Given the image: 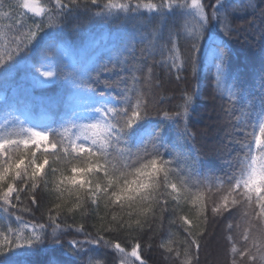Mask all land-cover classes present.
Instances as JSON below:
<instances>
[{
	"label": "trees",
	"instance_id": "16d2710c",
	"mask_svg": "<svg viewBox=\"0 0 264 264\" xmlns=\"http://www.w3.org/2000/svg\"><path fill=\"white\" fill-rule=\"evenodd\" d=\"M17 2L18 0H0V61H6L5 65H0V117L11 106L21 109L20 105L15 104V99L21 92L31 91L30 98L33 104L28 111L34 123L40 119V116L48 117L50 139L64 140L68 143V138L73 137L75 129L67 123H61L57 118V112L63 110L64 102L69 100L74 87L73 70L92 69L106 64L111 71L103 73L101 78L109 82H117L106 93L114 98L115 106L127 108L129 103L135 106L139 101L142 109L143 104L147 103L150 107L159 110V114L154 111L151 117L138 121L128 130L127 136H121L118 143L114 141L108 151L114 155H122L126 162L133 163L138 155L145 154V150L153 151L149 136L154 130H159V152L167 161V168L170 170L169 179L177 184V190L173 192L169 187L166 192L161 189L154 193L160 206L153 205L156 209L155 214L147 213V222L143 224L141 230L125 231L121 234L120 239L124 241L122 247L125 248L123 254L111 248L86 244L81 255L76 256L68 251V247L70 241L87 239L74 231L81 223L85 224L86 231L97 235L96 228L92 225L99 226L102 217L110 220L112 215L127 219V209L113 211L111 208H105L103 200L100 201L99 209L96 205H91V201L88 202L90 208L80 209L76 202L78 193L74 190L71 195L66 190L63 199H56L54 189L62 178L71 174V165L66 169L63 162H54L58 157L49 155L48 163L41 170L37 181L40 182L41 177L47 181L48 191L53 192V196L49 199L54 200L55 203L45 200L40 204L32 205L22 196L21 201L13 200L16 204L15 208L9 207L8 211H5L3 201H0V251H6L11 243H23L18 237L38 233L40 225L47 226L50 223L49 217H58L57 223H60L61 228L67 229V226L71 225V230H66V234L62 237L63 246L49 245L44 241L34 247L17 248L0 256V264H48L49 260H55L58 264L64 262L81 264V259L87 264L89 256L100 261L101 264H120L121 258H127L129 264H141L134 257H130L132 246L137 242L142 245L138 252L145 264H174L177 254H181L180 258L183 259L182 254L185 251H188L190 258H193V264H208V259L204 256L205 243L206 245L210 243V233L214 234L215 231L222 239L221 264H233V260L236 264H247L246 260L240 258L239 253L245 243L244 234L248 228L243 214L248 209L240 205H230L233 214L229 215L227 212L212 213L211 208L214 206L213 201L220 202V196L223 189L227 188L228 180L233 175L238 176L240 168L250 163L246 145L253 140L249 133L253 130L250 125L255 121L249 114H254L258 101L253 103L248 96V94H257L254 78L252 82L248 78L259 66V48L262 42L257 37L264 30V16L260 11L264 8V0H251L257 7H251L250 0H228L235 9L229 28H234L236 31L231 37H224L218 29L210 28L202 46L198 74L195 76L191 68L180 67L178 70L177 67H172L174 54L168 51V46L157 39L160 35L158 29L164 27L163 21L147 8H141L144 15L138 18L125 19L128 14L121 11V19L109 23L88 24L82 7L81 12H77L76 16L68 18L69 26L63 32L59 28L45 29L36 37L32 45L18 54L13 41L23 38L28 27H34L32 20L39 21L42 18L50 20L55 17L49 12L51 7L49 0H31L48 15L36 16L27 13V16L22 17L25 27L18 33L21 13L20 10L13 11ZM160 2L161 0H131L132 4L142 5ZM77 3L81 6H90V0H77ZM98 3L100 8L91 6L93 12L99 11L109 3L127 4L129 0H98ZM201 3H215V0H201ZM206 10L210 11V9ZM9 14L11 18H7ZM81 22L86 25L85 29L77 27ZM168 22L172 24L175 21L169 18ZM194 27L195 22L191 18H188L187 22H182L185 35ZM86 34H91L92 38L100 40L102 44L105 36L123 37V42L119 46L122 55L116 52L102 55H96L94 52L84 54L82 48L85 46ZM164 34L167 35L166 28ZM58 36L60 46L54 53H48L51 62L41 61L39 56L41 49ZM219 39L225 41L230 52L228 63L221 76L217 75L215 66L206 58L209 42ZM128 41L131 43L129 44ZM182 50L183 41H179V51L176 55L179 56ZM9 54L18 55L8 60ZM181 59L182 57L176 60L177 66L180 65ZM41 63L47 64L42 66ZM149 67L152 69L151 74ZM36 68L40 71L50 70L57 75L51 78V83L32 88L33 80L38 76ZM80 74L83 75L82 72ZM240 74L245 77L248 94L241 97L237 92L236 96H232L230 93L236 91L234 77ZM95 75L96 72L93 71L92 76ZM121 77L123 79H120ZM99 90L104 91L102 86ZM189 96H191L190 100ZM186 106L185 116L183 113ZM209 107L220 109L222 120L226 123L223 131L226 135L222 136L221 145L214 147L208 144L210 143L208 139L201 137L202 130L207 127L206 123L196 118ZM165 112L168 113V117H165ZM210 150L212 152H209ZM253 152L255 153V149ZM43 153L44 150H37L36 157L43 160ZM53 169H56L55 174ZM82 178L91 181L100 179L94 174ZM40 187L43 188V183ZM63 187L74 189V186L67 184ZM88 187L86 183L85 189ZM166 199L168 203H165ZM57 204L60 208L56 207ZM68 208L74 209L75 214L69 213ZM236 209H239V213ZM88 212H92V215L85 221L82 217ZM17 217L24 223H21ZM140 218L145 219V217ZM25 223L28 225L27 228L24 226ZM33 227L36 233L33 232ZM47 230L52 231L50 227ZM190 240L198 242L199 247L193 245L189 249ZM169 249L172 251L170 252Z\"/></svg>",
	"mask_w": 264,
	"mask_h": 264
},
{
	"label": "snow or ice",
	"instance_id": "6c2138e0",
	"mask_svg": "<svg viewBox=\"0 0 264 264\" xmlns=\"http://www.w3.org/2000/svg\"><path fill=\"white\" fill-rule=\"evenodd\" d=\"M49 3L51 5L49 12L54 15L55 19L32 20L34 27H28L23 38L13 41L16 44L18 54L32 45L36 37L45 29L59 28L63 32L69 26L67 24L68 18L76 16L77 12H81L82 7L84 15L87 16L88 24L109 23L121 19V11L128 14L125 19L138 18L144 15L141 8H147L163 21L164 27L158 29L160 35L157 39L168 46V51L174 54L172 67H177L178 70L180 67L191 68L195 76L198 74L202 46L209 35L210 28L218 29V32L222 33L224 37H231L236 31L234 28H229L235 9L228 0H215V3L208 4L201 3V0H190V2L189 0H182V2L181 0H161L160 3L143 5L140 3L132 4L129 0L127 4L109 3L96 12L92 11L91 6L100 8L98 0H90V6H81L77 0H67V2L65 0H49ZM250 6L257 7L251 0ZM206 9H210V11ZM15 10H20L21 13V20L17 27L18 33L25 27L22 17L27 16L28 12H32L36 16L48 15L44 13L43 9L37 8L34 3H29V0H22V2L18 0L13 7V11ZM260 11L261 15L264 16V8ZM7 18H11V14ZM169 18H173L175 22L169 24ZM188 18L195 22V27L185 35L182 22H187ZM77 27L85 29L86 25L81 22L77 24ZM165 28L167 30L166 36L164 34ZM123 39L121 36H105L102 44L100 40L92 38L91 34H86L82 52L84 54L94 52L96 55L116 52L118 55H122L119 46ZM257 39L262 42L259 48V66L248 78L250 82L254 78L257 94L247 93L243 74L234 77L236 91L230 93L232 96H236L238 92L241 97L248 94L253 103L258 101V106L254 108V114H249L255 121L250 125L253 130L249 133L253 140H250L246 145L250 163L240 168L238 176L233 175L228 180L227 188L223 189L220 196V202L213 201L214 206L211 208L212 213L227 212L229 215L233 214L230 205H240L242 208L248 209L243 214V219L248 228L244 234L245 243L239 253L240 258L246 260L247 264H264V30L260 32ZM179 41H183V50L177 56ZM128 43L130 44L131 41ZM58 46H60L59 36L47 42L39 53L41 61L47 60V63H50L51 59L48 53H54ZM18 54H9L8 60H12ZM180 57L182 59L180 65L177 66L176 60ZM229 57L230 52L223 39L209 42L206 58L209 63L215 66L218 76L223 74ZM47 63H41V65ZM5 64L6 61H0V65ZM115 66L114 64L113 67ZM93 71L96 72L95 77L92 76ZM110 71L111 69L106 64L92 69L77 68L73 70L72 84L74 87L69 100L64 102L63 110H58L57 118L61 123H67L72 129H75L73 132L76 137L75 140L69 137L68 143H65L64 140L54 141L50 139V132L48 131H36L33 128L23 127L29 119L28 110L33 104L30 98L31 91L21 92L15 99V104L21 106V115L24 116V120H21L19 116L12 118L14 122L20 125V133L17 138H13L12 134L0 136V201H3L5 211H8L9 207L15 208L16 204L13 203V200L21 201L22 196L27 198L32 205L40 204L45 200L55 203L54 200L49 199L53 196V192L48 191L47 181L43 180L42 177L40 182L37 181L41 170L48 163L49 155L58 157L54 162H63L66 169L71 165V174L62 178L54 189L56 199H63L66 190L69 191V195L74 190L78 193L76 202L80 209L90 208L89 201H91V205H96V208L99 209L101 200L104 201L105 208H111L113 211L127 209V219L123 216L118 218L116 215H112L110 220L102 217V223L99 226L92 225L93 228H96L97 235H92L90 231H86L85 224L81 223L74 231L84 235L87 239L70 241L68 247V251L76 256L81 255L86 244L111 248L115 252L123 254L125 248L122 247L124 241L120 239L121 234L125 231L138 232L141 230L143 224L147 222V213L155 214L156 209L153 205L160 206V202L154 193L161 189L166 192L169 187L173 192L177 190V184L172 183L169 179L170 170L167 168V161L159 152V130H154L149 136L153 151L147 152L145 150V154L143 156L138 155L133 163L126 162L122 155H114L108 151L113 142L118 143L121 136L126 137L128 130L133 128L138 121L145 117H151L154 111L159 114L158 109L150 107L147 103L143 104L142 109L139 101L135 106L129 103L127 108L115 106L114 98L109 97L106 93L117 82H109L101 78L103 73ZM36 72L38 76L34 78L32 88L51 83V78L57 75L50 70L40 71L39 68H36ZM81 72L83 75L80 74ZM151 73L152 69L149 67V74ZM101 86L104 91L99 90ZM126 99L127 97H125ZM188 99L190 100L191 96ZM110 104L113 106H109ZM164 115L168 117L167 112ZM183 115H187V106ZM81 120L89 122L78 123ZM185 130L187 131V127ZM41 148L44 150L43 160L36 157V151ZM49 148L53 151L49 152ZM253 149H255V153ZM55 171L56 169H53V174ZM86 174H94L100 179L96 181L82 179ZM41 183H43V188L40 187ZM86 183L89 185L87 189H85ZM65 184L74 186V189H66L63 187ZM165 203H168L167 199ZM56 207L60 208V205L57 204ZM177 207H179L178 204ZM67 211L75 214V210L72 208H68ZM236 212L239 213V209H236ZM91 215L92 212H88L82 219L87 221ZM140 217H145V219L142 220ZM17 219L20 220L19 217ZM57 219L58 217H49L50 223L47 226L40 225L38 233L33 227V232L36 234L18 237V239L23 240V243H11L6 251H0V256H4L17 248L34 247L44 241H47L49 245L63 246L62 237L66 234V230H71V225H68L67 229H62L60 223H57ZM20 222L24 223L22 220ZM187 222L185 219V223ZM24 226L27 228L28 225L25 223ZM49 227L52 229L51 232L47 230ZM100 233H104V235H100ZM69 234H71L70 231ZM249 241H251V246H249ZM193 245L199 247L198 242L188 241L189 249ZM141 248V243L134 244L130 256L140 261L141 264H145L138 252ZM169 251L172 250L169 249ZM182 255L183 259L180 258L181 254H177L174 264H193V258H190L188 251ZM48 264H58V262L49 260ZM81 264H84L83 259H81ZM87 264H101V262L89 256ZM120 264H129V262L127 258H121ZM233 264H236L235 260H233Z\"/></svg>",
	"mask_w": 264,
	"mask_h": 264
},
{
	"label": "rangeland",
	"instance_id": "374dc122",
	"mask_svg": "<svg viewBox=\"0 0 264 264\" xmlns=\"http://www.w3.org/2000/svg\"><path fill=\"white\" fill-rule=\"evenodd\" d=\"M29 3H34V2H31V0H29ZM36 6L37 8H39L38 5ZM28 13H32V12H28ZM245 30H249V29H245ZM14 116H19L21 120H24V116L21 115V109L15 108L14 106L9 107L8 111L5 112L3 116L0 117V136L4 134H12L13 138H17L18 134L20 133V125L13 121L12 118ZM196 118L197 120L199 119L201 122L204 121L207 126L202 130L203 132H201L202 133L201 137L208 139L210 141V143L208 144H211V146L213 145V147L221 145L222 136L225 137L226 135V133H223V131H225L226 128L225 127L226 123L222 120L221 110L215 107H209L207 108V110H203L200 114H198ZM88 122L89 121L81 120L79 123L83 124ZM48 123H49V119H47L45 116H40V119L37 120L36 123H34L32 116L29 113V119L23 125V127L33 128V130L36 131H48V126H49ZM72 139L75 140L76 137L73 135ZM40 150H43V148H41ZM49 150L52 149L49 148L48 151ZM209 152H212V150H210ZM88 176L89 174H86V178H88ZM219 235L220 234L217 231H215L214 234L210 233L211 241L207 245L205 243L206 249L204 256L206 257V259H208V264L222 263V257L220 256L222 252V241H221L222 239L221 237H219ZM128 256L129 255H126V257ZM207 256L210 257L207 258Z\"/></svg>",
	"mask_w": 264,
	"mask_h": 264
}]
</instances>
